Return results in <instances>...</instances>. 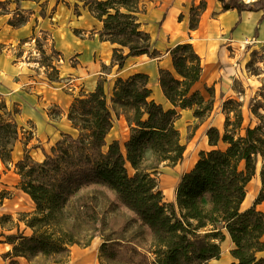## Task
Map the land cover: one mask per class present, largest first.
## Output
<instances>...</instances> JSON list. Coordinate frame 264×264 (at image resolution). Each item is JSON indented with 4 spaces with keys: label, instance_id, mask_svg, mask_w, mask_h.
Instances as JSON below:
<instances>
[{
    "label": "trees",
    "instance_id": "16d2710c",
    "mask_svg": "<svg viewBox=\"0 0 264 264\" xmlns=\"http://www.w3.org/2000/svg\"><path fill=\"white\" fill-rule=\"evenodd\" d=\"M81 1L102 24L99 39L119 46L112 52L118 69L128 57L156 55L138 22L141 0ZM218 2L223 10L238 13L262 10L264 18V0ZM204 7L203 0L191 7L190 30ZM170 56L172 72L158 70L169 108L151 98L146 74L116 79L109 99L98 80L92 92L74 98L68 109L66 118L77 136H64L40 162L26 153L13 163L19 127L9 115L2 117L7 108L0 104V169L14 165L18 188L34 204L17 220L1 215L2 235L12 246L8 255L30 264H68L73 246L88 247L98 236L102 264H207L220 258L224 229L233 243L231 264H264V258L257 257L264 251V213L256 209L264 202V125L247 126L240 134V104L233 122L231 111L225 113L222 133L206 129L209 149L200 151L193 167L181 175L175 203H165L158 189L159 166L176 163L184 152L175 127L178 109L192 110L199 121L212 112V101L192 91L202 74L192 45L179 44ZM119 114L129 127L122 146L106 140ZM219 144L224 148H217ZM258 168L260 192L251 207L241 210L246 186ZM4 199L0 194V206Z\"/></svg>",
    "mask_w": 264,
    "mask_h": 264
},
{
    "label": "crops",
    "instance_id": "0c3cea01",
    "mask_svg": "<svg viewBox=\"0 0 264 264\" xmlns=\"http://www.w3.org/2000/svg\"><path fill=\"white\" fill-rule=\"evenodd\" d=\"M38 1L19 0L14 3L16 6L18 3L20 9L27 14L26 22L20 27L13 28L7 24L10 14L5 13L0 17V72L6 75L16 66L13 64L11 54L17 44L25 39L31 40L32 35V37L40 39L41 33L47 32V37H52L53 48L61 54L63 60L61 65L57 62L56 66L59 71L57 87L50 88L53 93L46 88H44V94H41L40 91L42 100L45 99L47 92L48 97H51L52 94H57L66 86L69 94L58 93L55 102L69 105L74 97L92 92L98 80H104L105 94L110 97L116 79H126L133 74L143 73L148 76L151 98L162 106L168 105L169 103L158 84V70L166 69L172 72L170 50L179 44L189 43L200 57L202 66L201 77L194 84L192 90L194 87L195 90H199L200 87L212 86L219 91L223 101L225 97L223 98L221 92L232 93V81L238 80L240 77H247L243 69L244 64L250 59V54L256 52L262 53L264 56L262 10L238 13L235 9L223 10L218 0H203L205 7L199 12L196 28L190 30L189 11L191 7L199 6L202 0H144L142 4L145 11L140 14V21L142 29L150 36L153 50L156 51L157 56L151 57L146 54L131 56L124 62L123 68L118 69L116 62L112 59L113 49L117 47L99 39L102 24L84 1L67 0L54 7L52 16L44 18L40 16ZM241 1L252 3L258 0ZM48 2L51 3V0ZM75 4L79 11L77 15L73 12ZM42 41L47 44V39ZM43 47L45 48V45ZM126 52L123 49V53ZM73 57L76 60L74 64H70L71 62L67 61V58ZM102 67H105V70H102ZM43 85L45 87L47 83L45 82ZM222 88H224L223 91ZM117 117L114 119L120 126L125 125L127 133L123 137L121 135V137H111L108 141L107 138L115 127L113 125L106 140L107 142L116 140L122 146L129 137V127L122 114ZM257 179L260 182L259 168L251 181L254 180L257 183ZM178 183L179 180L168 198L164 191L158 187L165 203H175V191ZM255 187L257 188L258 184ZM247 198L246 196L241 204V210L248 209L253 204L249 201L251 199ZM256 209L264 213V203L256 205ZM2 233L0 229V264H30L23 257L8 255L12 246L5 242ZM222 234L224 239L220 242V251L223 244L226 250L220 252L218 260H210L207 264H231L234 262L230 255L233 243L224 229ZM262 240L264 241V236ZM71 253L70 251V255ZM257 257L264 258V251L259 252Z\"/></svg>",
    "mask_w": 264,
    "mask_h": 264
},
{
    "label": "rangeland",
    "instance_id": "374dc122",
    "mask_svg": "<svg viewBox=\"0 0 264 264\" xmlns=\"http://www.w3.org/2000/svg\"><path fill=\"white\" fill-rule=\"evenodd\" d=\"M66 1L51 0V3H49L48 0H39V13L41 18L52 16L54 7ZM15 2L17 1L10 0L8 2L6 0H0V17L5 13L10 14L7 19L8 25L10 23L17 24L18 22L26 21V12L20 9L18 3L16 6L14 4ZM142 2L144 3V0H141V7L144 12L145 8ZM76 6V4L73 6V12L77 15L79 11ZM193 15L190 13V19ZM138 22L140 23V29L143 30L140 15H138ZM20 26L11 27L16 28ZM46 33H41L40 39L32 37V35L30 37L31 40L25 39L17 44L12 49L11 54L13 64L16 66L11 69V72H7L6 75L0 72V104H4L7 108L6 114L2 113V117L7 118V115H9V118H13L19 127V140L14 149L13 163L17 162L26 153L29 154L33 162H40L45 155L50 154L56 142L62 140L64 136H77V131L72 128L66 118L72 102L69 105L55 102V98L59 95L58 93L64 92L65 94H69L68 87L65 86L57 94H52L51 97H48L47 92L45 99H41V94L45 93L44 88L50 90V88L57 87L59 71L56 66L58 65L57 62L61 65L63 60L61 54L53 48L52 37H47L48 34ZM46 39L47 44H44L42 40ZM44 45L45 48L43 47ZM116 47L119 48V46ZM156 56L157 53L153 55V57ZM75 60L74 57L67 58V61L71 62L70 64H74ZM102 70H105V67H102ZM243 70L247 77H240L238 80L232 81L231 89L233 92H221L223 98L225 97L223 101L220 98L219 91L217 89L215 90L212 86L200 87L199 90H195V87L193 88L192 91H199L205 100L212 101V113L209 117L199 121L193 117L192 110L178 109L180 116L175 123V127L179 132L180 142L184 146V152L182 158L176 163H162L158 168L157 175L158 187L164 191L167 198L172 193L182 172L191 168L195 160L198 159L200 151L209 149L207 139H205L206 129L215 127L221 133L223 132L225 113L228 114V110L231 111L229 112V117L231 118V122H233V116L236 115V111H239L238 106L240 104L242 115L240 134L244 133L243 129L247 126L253 128L258 124L264 125L263 54L256 52L250 54V59L244 64ZM45 82L47 86L44 87L43 84ZM102 82L104 87V80ZM223 90L224 88H222ZM107 98L109 99L110 97L107 96ZM229 100L232 101L231 104L227 102ZM258 106H260V109H258L257 114L261 116L254 113ZM164 107L169 108L170 104L164 105ZM251 108L253 109V113L250 111ZM114 126V130H112L110 136L107 138L108 141L111 137L120 135L123 137L127 133L125 125L120 126L116 119H114ZM217 148L223 149L224 145L219 144ZM0 171H2L0 177V194H4L5 196V199L2 201L3 205L0 206V217L1 215L7 214L13 220H17L19 213L31 212L34 204L18 188L19 176L15 173L14 165L11 164L7 170L1 168ZM255 181H251L246 186L247 199H251L249 201L253 204L261 189V184H259L258 179L257 183ZM256 184H258L257 188L255 187ZM8 225L10 223L7 220L4 226L7 227ZM20 229H23V224H20ZM101 242V238L96 236L86 249L76 245L73 246L70 250L72 253L68 264H102V261L98 257V249ZM225 250L226 247L223 244L221 251L225 252ZM79 252L82 253L78 254ZM37 262H41V260H36L35 263Z\"/></svg>",
    "mask_w": 264,
    "mask_h": 264
},
{
    "label": "bare ground",
    "instance_id": "6f19581e",
    "mask_svg": "<svg viewBox=\"0 0 264 264\" xmlns=\"http://www.w3.org/2000/svg\"><path fill=\"white\" fill-rule=\"evenodd\" d=\"M30 199V198H29Z\"/></svg>",
    "mask_w": 264,
    "mask_h": 264
}]
</instances>
